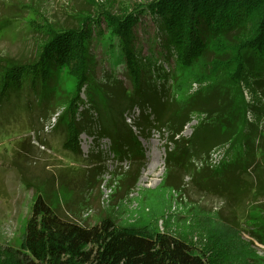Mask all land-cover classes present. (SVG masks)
I'll return each mask as SVG.
<instances>
[{"label":"trees","instance_id":"trees-1","mask_svg":"<svg viewBox=\"0 0 264 264\" xmlns=\"http://www.w3.org/2000/svg\"><path fill=\"white\" fill-rule=\"evenodd\" d=\"M95 11L77 13L71 26L44 21L36 29L29 24L28 37L39 35L34 37V52L0 57V109L42 104L66 71L77 86L66 126L76 158L81 157L83 133L109 138L112 152L123 158L139 154V135L165 130L172 144L166 149L168 159L188 170L213 146L245 147L251 126L264 119V0H152L130 11ZM149 25L158 41L147 31ZM106 33L121 68L106 70L99 81L93 46ZM143 39L148 40L149 54L144 53ZM194 66L199 88L177 98L182 71ZM133 109L138 115L128 124L124 114ZM193 115L204 116L207 124L200 120L185 138L182 132ZM238 163L240 158L236 173L248 171L238 169ZM206 213L213 218L210 210ZM243 247L255 259V253ZM14 255L6 264H194L198 259L169 257L147 228L120 229L106 220L90 229L57 220L44 237Z\"/></svg>","mask_w":264,"mask_h":264},{"label":"rangeland","instance_id":"rangeland-1","mask_svg":"<svg viewBox=\"0 0 264 264\" xmlns=\"http://www.w3.org/2000/svg\"><path fill=\"white\" fill-rule=\"evenodd\" d=\"M91 1L0 0V57L34 52V37L39 35L28 37L30 23L36 29L44 21L71 26L80 12L103 8L118 13L152 0ZM9 25L19 34L9 32ZM147 31L158 41L155 28L149 25ZM143 41L149 54L148 40ZM151 48L159 49L155 44ZM93 50L98 57L96 80L103 79L106 70H120V57L107 33ZM197 70L194 66L182 71L177 98L199 88L193 80ZM76 87L74 76L63 71L42 104L9 107L11 112L8 106L0 109V264L28 250L57 220L86 229L105 220L120 229L145 227L169 257L185 262L198 258L194 264H264V119L251 126L245 147L213 146L195 158L190 170L168 159L166 149L172 144L167 132L157 129L139 135L136 157L123 158L112 152L109 138L83 133L81 157L76 158L66 127ZM137 115L136 109L124 114L128 124ZM203 117L193 115L182 136L189 137L200 120L207 124ZM239 158L238 169L248 170L242 174L235 172ZM230 174H235L232 180Z\"/></svg>","mask_w":264,"mask_h":264}]
</instances>
